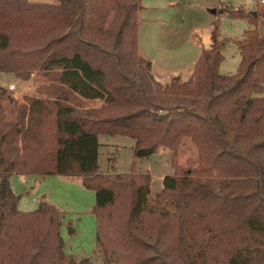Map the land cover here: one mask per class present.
<instances>
[{"label": "trees", "instance_id": "obj_1", "mask_svg": "<svg viewBox=\"0 0 264 264\" xmlns=\"http://www.w3.org/2000/svg\"><path fill=\"white\" fill-rule=\"evenodd\" d=\"M139 10L0 0V73L49 84L24 103L0 87V264H91L65 255L55 206L19 210L14 175L81 178L103 264H264V7L224 9L255 26L236 42L234 75L219 73L215 22L190 78L165 85L138 53ZM102 135L132 139L140 158L169 151L161 190L148 173L100 171Z\"/></svg>", "mask_w": 264, "mask_h": 264}, {"label": "rangeland", "instance_id": "obj_2", "mask_svg": "<svg viewBox=\"0 0 264 264\" xmlns=\"http://www.w3.org/2000/svg\"><path fill=\"white\" fill-rule=\"evenodd\" d=\"M142 1L143 5L153 7L156 14H171L168 21H161L165 24H157L154 33L156 47L152 48V42L148 43L150 47L146 50L148 57L154 56L160 64L165 63L176 68L198 50L193 49L195 47L193 30L209 29L215 21L218 27V40L224 43L221 48L223 60L219 66V73L223 75H234L237 72L240 54L234 41L241 40L244 32L255 26L245 18H235L228 13H221V6L242 8L249 13L264 7V4L257 0ZM140 21L143 23L142 14L139 16ZM263 24V20L259 19L258 28L261 34L264 32ZM11 81L21 93L17 99L14 92H11L18 102L24 103L26 96L46 98V88L49 84L45 82L42 73H34L28 81L13 74L0 73V84ZM255 96L264 97V93ZM131 141L132 139L122 136H100L99 144L107 142L108 145L99 147V170L148 173L152 180L151 193L159 192L162 185L161 177L172 173L170 158L166 164L165 155L170 157V152L161 151L139 158L131 148ZM183 160V156L179 158L180 162ZM19 178L16 176L13 182L11 181L14 192L20 198L19 210L32 212L41 202L54 203L60 213V234L64 241L65 255L72 256L77 261L87 258L91 264H103L96 251V222L91 212L95 204V194L82 186L81 178L63 176H29L25 180Z\"/></svg>", "mask_w": 264, "mask_h": 264}, {"label": "crops", "instance_id": "obj_3", "mask_svg": "<svg viewBox=\"0 0 264 264\" xmlns=\"http://www.w3.org/2000/svg\"><path fill=\"white\" fill-rule=\"evenodd\" d=\"M142 3H143V1L140 0L139 16H141V14H142L143 23H142V21H140L139 26H138V53H139V55L151 63V74L153 75L155 80H157L158 82H160L162 84H166L170 81V79L172 77H177V76L180 77L182 81H187L190 78V76L192 75L194 63L197 60V58L199 57L200 53L203 50L210 48L212 45V32H213L215 21L212 23V25L209 29H204L201 31L193 30L192 34L194 35V33H195V36H194L195 47L193 49L198 48V50L195 51L192 55H190V57L186 61H184L183 63L178 65L176 68H173L172 66L169 67L165 63L160 64L154 56L148 57L147 51H146V50H149V48H150L148 46L149 42H152V48L156 47V45H155L156 39L154 36L156 26H157V24H165L164 22H161V21H168L170 19L171 14H164V15L156 14L154 12L153 7H151L147 4L143 5ZM225 7H228V6H221V9H222L221 13H227L226 11H224ZM228 9H235V8L228 7ZM244 11L247 12L246 10H244ZM216 21H218V20H216ZM243 37H244V35H243ZM243 37H242V39H243ZM217 42H221L220 40H218V28H217ZM234 42L236 44V42H238V41H234ZM223 46H224V43H223ZM12 84H15V83L11 81L9 83L0 84V87L6 88L9 90V87ZM10 92H14L15 97H17V99H18L19 95H21V93H19L18 90L10 91ZM44 96L45 95H43V97ZM86 103H87L88 107H93V108L98 107L101 104V102H99L97 100L88 101ZM88 104H90V105H88ZM100 145L106 146L108 144H107V142L106 143L103 142ZM130 145H131V148L133 149V151L135 153L134 142L131 141ZM161 151H167V150H162V149L158 150V152H161ZM165 155H166V159H167L166 164H168V159L170 157L167 154H165ZM135 156H136V153H135ZM141 158H144V157H141ZM16 176H19L20 180H25L27 177H29V176H23V175H14L11 178L12 182ZM165 176L166 175H163L161 177V182L163 181V178ZM35 177H40V176H35ZM161 187H162V185H161ZM151 194L153 195V193H151ZM45 203H48V204L55 206L54 203H49V202H45ZM58 212H59V210H58Z\"/></svg>", "mask_w": 264, "mask_h": 264}, {"label": "built area", "instance_id": "obj_4", "mask_svg": "<svg viewBox=\"0 0 264 264\" xmlns=\"http://www.w3.org/2000/svg\"><path fill=\"white\" fill-rule=\"evenodd\" d=\"M257 1L259 3H261V4H264V0H257ZM16 88H17L16 85L15 84H12V85H10L9 90L10 91H15V90H17Z\"/></svg>", "mask_w": 264, "mask_h": 264}, {"label": "water", "instance_id": "obj_5", "mask_svg": "<svg viewBox=\"0 0 264 264\" xmlns=\"http://www.w3.org/2000/svg\"><path fill=\"white\" fill-rule=\"evenodd\" d=\"M253 15L255 16V15H256V13H255V12H253ZM140 153L144 154V152H140Z\"/></svg>", "mask_w": 264, "mask_h": 264}]
</instances>
